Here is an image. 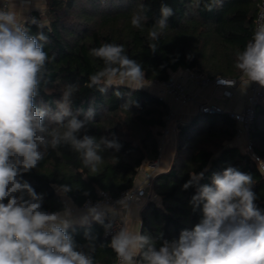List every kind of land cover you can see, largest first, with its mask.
<instances>
[{
    "label": "trees",
    "instance_id": "obj_1",
    "mask_svg": "<svg viewBox=\"0 0 264 264\" xmlns=\"http://www.w3.org/2000/svg\"><path fill=\"white\" fill-rule=\"evenodd\" d=\"M258 0H223L211 12L191 7V0H46V22L42 29L28 24L30 34L43 31L48 37L44 50L50 59L47 64L45 84L41 83L37 102H47L55 108L67 84H75L73 111L83 107L95 109L94 122L88 134L109 136L114 134L121 149L108 150L102 155L104 163L98 172L84 167L78 154L68 146L49 149L37 168L24 174L37 193H44L43 208L49 212L63 207L62 198L54 185L69 184L68 195L74 206L86 199H98V191L106 190L113 197L134 185L143 159L158 156V138L152 127H164L170 113L166 100L146 89L134 91L128 87H110L104 93L89 88V76L103 67V62L93 58L89 51L102 43L124 45L130 58L141 63L145 75L163 81L179 69H196L209 78L215 76L237 78L241 72L234 67L235 54L243 50L254 33V20ZM168 4L174 12L159 39L150 41L149 30L160 17V6ZM144 4L147 16L143 28L131 25L132 15ZM38 18L36 12H32ZM156 43V52L149 48ZM120 95H116V92ZM125 127L138 128L132 137L122 134ZM237 122L226 112L198 111L188 121L176 126L175 149L168 169L154 175L151 181L155 202L148 198L140 209V232L152 236L157 246L162 240L178 239L184 229H191L201 219L202 213L193 211L189 201L195 188L183 189L193 172L204 171L200 184L211 182L213 173L234 166L252 175L255 203L264 209V174L255 159L232 141L236 136ZM248 135L254 152L264 158V93L256 105L249 124ZM87 192L88 195H84ZM70 233L78 243H86L85 227L75 226ZM95 237L96 264H114L116 253L104 229L93 222L90 227Z\"/></svg>",
    "mask_w": 264,
    "mask_h": 264
},
{
    "label": "clouds",
    "instance_id": "obj_2",
    "mask_svg": "<svg viewBox=\"0 0 264 264\" xmlns=\"http://www.w3.org/2000/svg\"><path fill=\"white\" fill-rule=\"evenodd\" d=\"M222 2L191 0L190 6L203 5L211 12ZM139 9L131 25L142 30L146 6L141 4ZM173 15V9L162 3L160 17L148 32L150 41L159 39ZM28 24L43 27L36 17H24L21 22L16 11L0 7V264H96L91 224L102 226L105 235L112 233L118 213L131 210L133 197L127 193L115 205L86 201L79 214H74L68 195L73 187L54 185L64 203L49 212L43 208L46 194L37 193L23 177L37 168L50 148L68 146L84 167L96 173L104 163L102 154L118 152L122 145L114 134L111 138L88 134L95 109L73 111L77 85H65L55 108L37 102L42 81L47 83L46 66L54 57L44 50L48 37L42 30L30 34ZM149 48L156 52V43ZM89 54L101 60L103 67L89 76L87 87L100 93L110 87L134 91L146 87L141 63L127 55L124 45L102 43ZM234 67L264 87V23L255 28L243 50L236 52ZM204 171L191 173L183 185L184 190L195 188L189 203L194 212L202 213L200 221L182 230L178 239H164L159 246L148 234L118 227L111 234L110 247L119 264H264V209L255 203L252 175L228 166L213 173L210 183L200 184ZM75 226L86 228V243H78L70 233Z\"/></svg>",
    "mask_w": 264,
    "mask_h": 264
},
{
    "label": "built area",
    "instance_id": "obj_3",
    "mask_svg": "<svg viewBox=\"0 0 264 264\" xmlns=\"http://www.w3.org/2000/svg\"><path fill=\"white\" fill-rule=\"evenodd\" d=\"M6 5H7L6 3L3 4L4 7H6ZM26 17H35V16L33 15L32 11H29ZM37 20L39 21V23H41L39 18H37ZM261 23H264V0H258L257 2V12L254 20V29ZM189 81L194 82L202 87L207 85L220 87L222 90V95L227 98H231L233 96L234 88L237 84H241L247 88L245 104L241 110L224 111L222 107H220L217 104L209 103V102H200L197 104L198 111L205 113L226 112L231 119L235 120L238 123L236 136H240L241 134L245 135L244 150L255 159L259 169L264 174V158L258 156L254 152L251 139L248 135L249 124L253 119L255 107L263 99L264 87H261L259 84L255 82H250L247 79V77H245L242 73L237 78L222 77V76H215L213 78H209L196 69L185 70L184 73H179V72L177 73V71L171 72L170 76L166 80L158 81L154 79L151 82V87L153 86V89L157 90V92L154 91L153 92L156 93V95L159 98L166 100L167 97H171L178 104L185 105L191 101H194L193 94L188 90L186 86V83ZM169 116L170 113L165 117V125ZM158 142H159L158 156L148 161L147 160L144 161L145 159L142 160L138 168V171H140L141 169H143V166L146 165L143 172V177L141 178V181L139 183H134L132 187L121 191L118 197H113L106 190H99L98 199L96 200L86 199V201L91 202L92 204H95L97 202H103L110 205H115V202L121 199L122 197H124L127 193L128 196L133 197V200L135 199V197H141V198L144 197L145 189L147 187H151L152 178L156 174L159 166L161 147L159 140ZM146 198L148 199L151 197L149 196ZM84 204L78 207L74 206L73 210L80 211L84 206ZM117 207L119 206L117 205ZM121 226H125L124 218L121 216H117V220L114 222V228L112 230V233L106 236H108V238L111 240V234H114L117 228ZM114 264H119V260L117 258Z\"/></svg>",
    "mask_w": 264,
    "mask_h": 264
},
{
    "label": "crops",
    "instance_id": "obj_4",
    "mask_svg": "<svg viewBox=\"0 0 264 264\" xmlns=\"http://www.w3.org/2000/svg\"><path fill=\"white\" fill-rule=\"evenodd\" d=\"M46 0H0V7H4L3 4L6 3V7L16 11L18 18L23 22V18L26 17L29 11L36 12L38 15L42 13L43 8H45ZM186 86L188 90L193 94L194 101H191L185 105L177 106V102H175L171 97H167L166 101L170 108V113L174 112L176 116L180 117L179 122L188 121L191 117H193L198 112V103L200 102H209L214 103L222 107L224 111L228 110H241L245 104L247 88L241 84H237L234 88V94L231 98L224 97L222 95V90L220 87H216L213 85L200 86L194 82H187ZM177 103V104H176ZM192 103V105H191ZM172 110V111H171ZM238 126V123H237ZM175 137L174 135L164 136L161 144L162 146V154L160 157L162 158L159 164V168L156 173L164 172L168 169L171 159L174 154L175 149ZM160 141V138L158 139ZM233 144L238 147L244 146L245 143V135L241 134L240 136H235L232 141ZM160 144V145H161ZM138 175H136L137 177ZM134 183H139L141 178H136ZM153 199V198H152ZM154 201L156 199H153ZM146 199L141 197H137L129 203L131 207L130 211H120L118 216L124 218L125 226L129 231L137 232L140 230V209ZM74 214H79V211H74Z\"/></svg>",
    "mask_w": 264,
    "mask_h": 264
},
{
    "label": "rangeland",
    "instance_id": "obj_5",
    "mask_svg": "<svg viewBox=\"0 0 264 264\" xmlns=\"http://www.w3.org/2000/svg\"><path fill=\"white\" fill-rule=\"evenodd\" d=\"M44 9L45 8H43V11H42V13H40V15H39V20L41 21V22H46V21H48L47 20V15L45 14V12H44ZM184 73L185 72V70H183V69H179V70H177V73ZM171 74V73H170ZM154 79H152V78H149V77H147L146 76V80H145V84H146V87H144L143 89H146V90H148V91H154V92H157V90H155V89H153V86L151 87V82L153 81ZM177 104V103H176ZM191 105H192V103H191ZM177 106H180L179 104H177ZM198 107V106H197ZM172 111V110H171ZM180 117H178V116H176V114H174V112H171L170 113V116H169V118L167 119V122H166V125L164 126V127H157V126H155V127H152V128H150L151 129V131H152V133L159 139L160 138V142H162V139L164 138V136H171V135H175L176 134V126H177V124L179 123V121H180ZM138 128L137 129H134V128H130V127H125V126H123V129H121V133L122 134H124V135H126V136H128V137H132V139L133 140H137L136 139V137H135V134L136 133H138ZM161 144V143H160ZM243 144H245V143H243ZM164 145V143H162L161 145H160V147H161V152H162V150H163V148H162V146ZM240 149H244V146L242 145V146H240ZM162 154V153H161ZM173 158V157H172ZM161 157H160V160H159V164H160V161H161ZM144 160V159H143ZM148 161V160H151V159H148V158H145V160L144 161ZM171 161H172V159H171ZM171 163V162H170ZM143 164H145V163H143ZM145 166L146 165H144L143 166V169H141L140 171H138V173H137V177L136 178H142L143 177V172H144V169H145ZM158 168H159V166H158ZM151 197V199L153 198V199H156L155 200V202H158L159 201V198H158V196H156L154 193H153V191H152V188L151 187H147L146 189H145V196L144 197H142L143 199H147L146 197Z\"/></svg>",
    "mask_w": 264,
    "mask_h": 264
}]
</instances>
